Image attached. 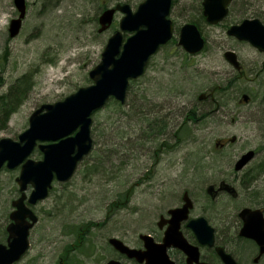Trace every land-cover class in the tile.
<instances>
[{"label":"rangeland","instance_id":"374dc122","mask_svg":"<svg viewBox=\"0 0 264 264\" xmlns=\"http://www.w3.org/2000/svg\"><path fill=\"white\" fill-rule=\"evenodd\" d=\"M142 1L25 0L20 30L10 37L9 22L18 11L13 0H0V139L16 140L36 108L92 83L88 72L100 61L122 14L117 12L102 32L98 16L117 3L134 11ZM201 1L172 0L171 39L130 82L124 104L110 99L91 115L93 146L71 179L53 180L48 196L31 206L38 217L29 234L28 256L34 260L59 264L83 230L86 237L66 259L104 264L112 254L108 237L147 232L158 210L179 203L183 191L199 199L208 184L219 180L228 181L238 196L221 193L212 205L223 208L225 217L234 221L238 210L263 197L264 54L227 35L226 29L245 18H258L264 25V0L231 2L227 17L216 25L206 22ZM185 23L195 24L204 39L198 53L188 54L178 45ZM130 34L123 32V41ZM225 50L236 53L241 77L223 57ZM221 85L223 91L212 98L198 99L200 93ZM15 86L19 93L11 92ZM242 94L249 96L248 102ZM190 109L199 115L198 121H189L178 133L176 128ZM160 119L163 132L148 126ZM248 150L255 156L242 170L233 171L235 161ZM30 158L39 160L42 153L35 148ZM18 172L19 166L0 169V239L13 209L11 201L19 196ZM248 175L255 177L243 187Z\"/></svg>","mask_w":264,"mask_h":264},{"label":"water","instance_id":"95a60500","mask_svg":"<svg viewBox=\"0 0 264 264\" xmlns=\"http://www.w3.org/2000/svg\"><path fill=\"white\" fill-rule=\"evenodd\" d=\"M232 0H202V15L206 22L212 25L220 23L229 12ZM18 16L9 22V36H15L21 27L26 6L25 0H13ZM172 0H143L133 11L126 3H117L113 7L105 8L98 16V32L109 28L114 15L120 12L122 16L118 22V29L107 39L101 52L100 61L88 72L92 83L79 87L60 101L42 104L28 117V127L17 135L16 140L8 137L0 139V169H14L19 166L15 182L21 193L12 201L14 210L9 217L12 222L8 226L13 240L9 243L11 252H3L0 246V264H10L17 260L28 248L29 229L37 222V216L28 205L47 197L52 181H68L74 174L78 162L92 149L90 129L92 113L102 108L110 98L120 104L126 101V92L130 81L136 80L143 73L150 58L158 49L166 44L172 37L173 26L168 18ZM123 32L131 33L123 41ZM227 35L239 41L248 42L257 51L264 54V25L258 18H245L238 24L230 25ZM178 45L182 46L188 54H195L204 47V39L197 26L185 23L179 29ZM225 60L236 71H241L240 62L232 50L223 52ZM206 94L200 93L198 99L202 100ZM241 99L248 102L249 96L242 94ZM231 138L230 141H233ZM38 149L42 158H30L32 152ZM254 157V151L248 150L241 154L234 163V170L239 171ZM31 187L28 196L25 190ZM226 191L236 196L235 188L220 182L218 189L214 185L207 186L206 191L213 195L214 191ZM27 199V205L24 203ZM184 201L180 208L170 210L177 218L176 229L170 233L178 232V221L185 217L191 207L187 192L182 195ZM243 220L240 234L256 240L260 246V253L264 251V219L260 211L248 207L239 212ZM197 235L200 243L212 245L214 242L213 229L207 225L203 218L189 223ZM151 240L147 235H141ZM169 237H165L167 240ZM173 245L182 248L188 256H193L192 250L184 239H171ZM109 243L119 251H130L127 246L116 238H110ZM168 243V242H167ZM193 248V247H192ZM219 254L227 264H235L229 255L219 250ZM195 255V254H194ZM197 260V252H196ZM106 264H120L110 260Z\"/></svg>","mask_w":264,"mask_h":264},{"label":"flooded vegetation","instance_id":"af4514ba","mask_svg":"<svg viewBox=\"0 0 264 264\" xmlns=\"http://www.w3.org/2000/svg\"><path fill=\"white\" fill-rule=\"evenodd\" d=\"M237 73H238L237 78L243 75L242 67H241V71L239 72L237 71ZM213 93H214L213 90H209V92L206 93V96L212 98ZM189 121L190 119L187 117V113H185V116L183 117L182 121L180 122V125L176 128V130L185 129V127L183 128V126ZM161 122H163V119H160L158 123L156 121L153 123L159 124ZM173 135L176 137L175 134ZM164 145L165 144L163 142L160 143L162 149L164 148ZM170 146L171 145H169L168 148H170ZM218 146L223 147L224 144L219 143ZM255 153L256 152L254 151V156ZM250 161H248V163ZM157 163H159V160H155V164ZM246 165H244L242 169ZM172 166L173 165L171 164L167 165V167H172ZM233 171H235L234 164H233ZM253 177H255V175H248L244 180V182L242 183L243 187L250 184ZM220 182H226L230 184L228 181L225 180H219L217 184L215 183H211V184L214 185V188L217 190ZM209 185L210 184H208L207 186ZM29 187L30 186L28 185V187L24 191L26 196H28L31 191V187L30 188ZM206 188H205V196H201L199 199L190 197L189 193L187 192L188 197L190 198L191 201V207L187 210L185 217L178 221V232L180 234L170 233V229H176L175 221L177 220V218L170 213V210L175 208H180L182 206L184 202L182 200V195L186 191H183L179 203L167 208H162V209L160 208L158 210L155 217L152 220H150L149 222L150 225L148 227L147 232L138 233L135 235V237L131 235L128 238H126V236L121 237L118 235L108 237L107 244L111 248L112 254L108 256L104 264H106L110 260H115L120 264H227L222 260L219 254V250H221L224 254L229 255L235 264H264L263 262L264 251L260 253V246L258 245L256 240L240 234V230L243 226V220L240 217L239 212L241 211V209L245 207H242L240 210H238L237 212L238 220L234 221L233 219H229L228 217H225L222 211L223 208L214 207L212 205L214 200L221 193L226 194L231 198H236L238 196L237 190L235 189L237 194L236 196H231L230 193L224 190L223 191L218 190L217 192L214 191L213 195H210L209 193H207ZM28 189H30L29 192ZM18 193L20 196L21 193L20 192ZM263 197H264V193H263ZM263 197H260V199L253 198V200H257V203L251 205V207L248 208L254 211L255 210L260 211L261 216L264 219V206L262 205V203L264 204ZM259 200H261L262 203L258 202ZM24 203L27 205V199H25ZM28 206L31 208L32 205H28ZM13 210L14 207L11 210V212ZM111 210L112 208H108V211ZM10 213L8 214L9 221L4 225L3 228H1V236L3 237L0 239V246H2L1 250L7 253L11 252L9 243H11V241L13 240V237H11L9 231L7 230L8 226L12 222V220H10L9 217ZM107 217L108 216H106L105 218ZM199 218H203L206 221L207 225H209L213 229L214 242L211 246L208 244L200 243L192 226L189 225L191 221ZM37 221H38V217H37ZM36 223L33 224V226H35ZM98 224L99 222H96L95 225ZM33 226L29 229V234ZM79 235H81L82 237ZM79 235H78L79 239L75 241V243L69 244L67 246L65 250V253L67 255H63L64 257L62 256L59 258V264H74L73 260H67L66 258L68 257L71 251L75 250V248L79 245V242L82 241L83 237H86V233H84L83 230L80 231ZM141 235H147L148 237L151 238V240H147L148 247L145 244L146 240L142 238ZM165 237H169V238L165 240ZM110 238H116L120 240L123 245L127 246L129 249L134 250L135 252L119 251L117 248H115L112 244L109 243ZM179 238L184 239V241L189 245L187 247H189V249L192 250L193 256H188V254L182 248L172 244L173 241H171V239H179ZM28 243H29L28 248L24 251V253L20 255V257L17 260L12 261L10 264H41L38 260H34L31 256H28V253L31 249L29 235H28ZM196 252L198 254L197 260L195 256Z\"/></svg>","mask_w":264,"mask_h":264},{"label":"trees","instance_id":"16d2710c","mask_svg":"<svg viewBox=\"0 0 264 264\" xmlns=\"http://www.w3.org/2000/svg\"><path fill=\"white\" fill-rule=\"evenodd\" d=\"M233 3L235 2V0H233L232 1ZM260 69H264V67L263 68H260ZM216 86H212V88L210 89V90H213V92L215 93V92H221V91H223V89H224V86L223 85H221L219 88H215ZM15 91L17 92V93H19L20 92V89H19V87L18 86H15V87H13V88H11V92H14L15 93ZM213 96V95H212ZM17 97H15V99H16ZM202 116V114L200 115V117ZM187 117L190 119V121L191 122H196V121H198V117H199V115H197L196 113H195V110H193V109H190V110H188L187 111ZM156 125V126H152V125ZM152 125H150V123L148 124V126H150V128L151 129H154V128H157L158 127V129H157V132H162V130H163V124H161V123H159V124H156V123H153ZM186 124H184V126H185ZM184 126H183V128H184ZM178 133L179 132H181L182 130L181 129H177L176 130Z\"/></svg>","mask_w":264,"mask_h":264}]
</instances>
